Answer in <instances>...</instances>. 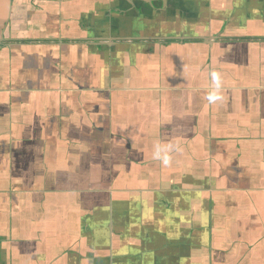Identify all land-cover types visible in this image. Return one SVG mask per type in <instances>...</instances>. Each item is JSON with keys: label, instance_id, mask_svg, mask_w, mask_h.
<instances>
[{"label": "crops", "instance_id": "1", "mask_svg": "<svg viewBox=\"0 0 264 264\" xmlns=\"http://www.w3.org/2000/svg\"><path fill=\"white\" fill-rule=\"evenodd\" d=\"M0 264H264V0H0Z\"/></svg>", "mask_w": 264, "mask_h": 264}, {"label": "clouds", "instance_id": "2", "mask_svg": "<svg viewBox=\"0 0 264 264\" xmlns=\"http://www.w3.org/2000/svg\"><path fill=\"white\" fill-rule=\"evenodd\" d=\"M213 78H214V80H215L216 83H217V87H219V78L216 76V74H213ZM217 99H219V97L216 96V95H211V96H209V100H210V101H215V100H217Z\"/></svg>", "mask_w": 264, "mask_h": 264}]
</instances>
